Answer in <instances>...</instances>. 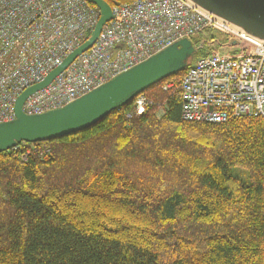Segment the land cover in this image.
<instances>
[{"label": "trees", "instance_id": "trees-1", "mask_svg": "<svg viewBox=\"0 0 264 264\" xmlns=\"http://www.w3.org/2000/svg\"><path fill=\"white\" fill-rule=\"evenodd\" d=\"M184 71L141 117L0 154V264H264V120L182 122Z\"/></svg>", "mask_w": 264, "mask_h": 264}, {"label": "built area", "instance_id": "built-area-1", "mask_svg": "<svg viewBox=\"0 0 264 264\" xmlns=\"http://www.w3.org/2000/svg\"><path fill=\"white\" fill-rule=\"evenodd\" d=\"M111 13L116 21L104 25L89 50L25 100L24 115L62 109L173 44L210 34L224 44L202 42L200 48L212 46L209 55L187 67L179 81L164 82L161 91L178 93L185 123L264 120V42L187 0H137ZM98 20L99 11L85 0H0V124L15 119L18 97L84 44ZM131 106L127 119L143 116L153 102L142 93Z\"/></svg>", "mask_w": 264, "mask_h": 264}, {"label": "water", "instance_id": "water-1", "mask_svg": "<svg viewBox=\"0 0 264 264\" xmlns=\"http://www.w3.org/2000/svg\"><path fill=\"white\" fill-rule=\"evenodd\" d=\"M85 1L99 11V20L93 32L41 84L25 90L18 97L14 105L15 119L0 124V154L12 150L20 143H44L84 131L111 112L131 103L138 95L184 71L192 59L195 52L192 42L182 40L62 109L39 116L24 115L21 108L25 100L46 88L77 57L89 50L104 25L116 21L110 6L104 1ZM187 1L247 36L264 42V0Z\"/></svg>", "mask_w": 264, "mask_h": 264}, {"label": "rangeland", "instance_id": "rangeland-1", "mask_svg": "<svg viewBox=\"0 0 264 264\" xmlns=\"http://www.w3.org/2000/svg\"><path fill=\"white\" fill-rule=\"evenodd\" d=\"M216 36V35H214ZM214 38V37H213ZM199 39V44L202 45V42L204 41H211V40H216L218 41L221 45L224 44V39L220 38L219 36L215 37L214 39H212V36H210L209 34L205 37H200ZM200 45H198V47L200 48ZM205 47V49L209 50V53L211 51L212 46L209 45V43H206L204 46H202L201 48ZM189 63V62H188ZM164 84V83H163ZM161 87V86H160ZM162 103L157 104L156 108V114H161L162 113V107H161ZM132 119V118H131ZM129 120V119H128ZM239 173V172H238Z\"/></svg>", "mask_w": 264, "mask_h": 264}]
</instances>
